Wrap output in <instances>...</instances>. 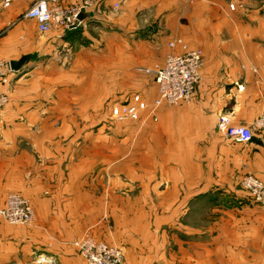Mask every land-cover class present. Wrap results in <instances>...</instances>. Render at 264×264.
<instances>
[{
	"label": "crops",
	"instance_id": "crops-1",
	"mask_svg": "<svg viewBox=\"0 0 264 264\" xmlns=\"http://www.w3.org/2000/svg\"><path fill=\"white\" fill-rule=\"evenodd\" d=\"M34 2L0 0V60L30 57L0 86L9 97L0 109V208L15 193L35 214L29 227L0 221V264H85L72 246L84 235L119 248L122 264H264V210L234 187L248 174L264 184V139L216 133L221 115L251 126L264 112V0H101L75 29L46 33L22 18ZM173 40L202 50L189 103L163 106L156 121L121 135L118 122L109 135L92 134L71 115L68 98L104 90L151 102L144 70L163 64ZM55 107L69 111L56 119ZM206 202L211 216H194ZM151 208L162 214L152 218Z\"/></svg>",
	"mask_w": 264,
	"mask_h": 264
},
{
	"label": "built area",
	"instance_id": "built-area-1",
	"mask_svg": "<svg viewBox=\"0 0 264 264\" xmlns=\"http://www.w3.org/2000/svg\"><path fill=\"white\" fill-rule=\"evenodd\" d=\"M191 1V0H189ZM10 0H5L7 6ZM101 0H80L70 6H60L57 0H35L24 12L23 19L33 20L40 33L52 29L72 30L81 21L80 13H89ZM115 8L117 5L114 6ZM171 52L167 54L163 64L144 70L150 74L155 84V97L147 102L138 95L125 98L113 112L111 118L121 121L140 122L157 120V111L163 107L175 106L181 102L189 103L195 88L200 82V69L203 63L202 50L189 48L180 40L168 44ZM179 51L176 52L175 48ZM11 72L9 64L0 60V86L7 82V74ZM9 102L7 94L0 91V109ZM217 132L226 140L247 143L255 135L264 139V112L257 117L251 126L234 125L230 116L221 115L216 123ZM241 188L252 201L264 210V184L252 175H245L240 182ZM34 210L28 200L19 194L9 193L5 204L0 208V221L9 225H33ZM72 245L85 264H122V252L119 248L96 241L90 235L75 240ZM42 261V260H41Z\"/></svg>",
	"mask_w": 264,
	"mask_h": 264
},
{
	"label": "rangeland",
	"instance_id": "rangeland-1",
	"mask_svg": "<svg viewBox=\"0 0 264 264\" xmlns=\"http://www.w3.org/2000/svg\"><path fill=\"white\" fill-rule=\"evenodd\" d=\"M261 10H262L261 13L264 15V6L262 7ZM26 78H29L28 75L23 77L22 82L27 80ZM14 85H15V81H14V78H12L9 81V87L13 88ZM90 86L91 85L88 84V88H90ZM91 88H93V87H91ZM105 92L106 91L104 90L102 96H86L84 98H77V97L68 98L69 100L72 99V103H73L72 107H71L72 108L71 109V115L74 118H76V120H78L82 123L86 122V124H90V126L88 125V128H87V132H89V133L94 134V132H98L99 129H101L100 132H103V135H109V133H111L110 131H111V128L113 126L112 124L115 122H118L119 127H121L118 129V134L119 135H121L122 133L126 134V132H125L126 126H129V125L134 126L133 123H135V122L129 121V120L118 121V120L111 118L113 112L117 109L118 105L123 100V97H121V96L113 97L110 95H106ZM134 95H137V94H134ZM52 99H59V98H51V100ZM79 100L81 101V104H79V102H78ZM82 100H85V102ZM54 110L56 112L55 113L56 119H58V117H61L60 115L62 113H65V112L68 113V111H69V110L66 111L65 109L63 110V108H56V107L54 108ZM216 133L220 137H222L217 132V130H216ZM124 136H126V135H124ZM133 139H128L129 143L135 149L136 154H138L139 157H141L142 156V149H143L142 144H141V139L138 137H135L134 140ZM138 159L134 163L136 164V166L139 164L140 169H141V168H143V162L144 161L141 159L140 160H138ZM148 163L149 162H147V164ZM150 163L152 165L149 167V169H154V164H156V162H154V164H153V162L150 161ZM213 179H214L213 183L215 185V189L217 188V191L218 190L222 191L223 190V184H222L223 178L222 177H215ZM241 179L239 182L236 183V185H234V187L237 190L244 192L243 190H241L242 189L241 185H240ZM154 186H155V190L162 188V185H159V187H156L157 185L154 184ZM217 191L215 193L216 196H218V193H220V191H218V192ZM244 193H245V198L249 201H252L251 197L246 192H244ZM216 198H218V197H216ZM243 200H245V199H243ZM148 211H150V215L152 218L158 217L162 214V210H160V209L151 208ZM195 212H196V214H195ZM210 212H211V209L207 208V202H206L204 205H200V208H198L197 210H194L193 215L200 217V218H206L207 216H211ZM17 226H20V225H17ZM25 226H27V225H25ZM29 226L30 225H28V227ZM41 260H44V259L40 258V261Z\"/></svg>",
	"mask_w": 264,
	"mask_h": 264
},
{
	"label": "water",
	"instance_id": "water-1",
	"mask_svg": "<svg viewBox=\"0 0 264 264\" xmlns=\"http://www.w3.org/2000/svg\"><path fill=\"white\" fill-rule=\"evenodd\" d=\"M85 18H87V14L86 13H80L77 16V20L78 21H83ZM29 59H30L29 56H22L18 61H10V62H8L10 70L12 72L18 71L24 65V63L27 60H29Z\"/></svg>",
	"mask_w": 264,
	"mask_h": 264
}]
</instances>
